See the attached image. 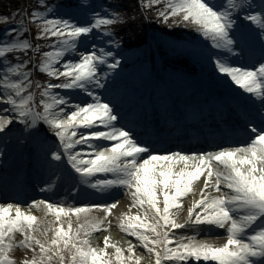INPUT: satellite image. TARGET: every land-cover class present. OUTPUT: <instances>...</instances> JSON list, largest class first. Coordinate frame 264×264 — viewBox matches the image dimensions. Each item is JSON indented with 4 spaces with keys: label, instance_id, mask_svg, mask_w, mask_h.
<instances>
[{
    "label": "snow or ice",
    "instance_id": "1",
    "mask_svg": "<svg viewBox=\"0 0 264 264\" xmlns=\"http://www.w3.org/2000/svg\"><path fill=\"white\" fill-rule=\"evenodd\" d=\"M60 7L37 0L35 10L0 17L12 24L0 36V158L16 134L35 148L40 192L68 185L70 194L88 189L102 202H0V264H17V249L25 251L20 264H141L131 242L127 256L109 235L103 247L92 245L91 235L113 220L149 264H264V0H139L145 19L195 33L201 58L249 94L238 112L247 142L216 150L160 148L122 122L110 90L123 70L115 29L135 16L79 0L81 23ZM30 25L35 40L53 41L50 50L25 36ZM34 71L48 81L34 80ZM117 194L130 201L120 214V200L108 199Z\"/></svg>",
    "mask_w": 264,
    "mask_h": 264
},
{
    "label": "rangeland",
    "instance_id": "2",
    "mask_svg": "<svg viewBox=\"0 0 264 264\" xmlns=\"http://www.w3.org/2000/svg\"><path fill=\"white\" fill-rule=\"evenodd\" d=\"M92 6L94 7V5L92 4ZM60 13V12H59ZM63 15L62 16H68L69 14H67V13H65V12H63L62 13ZM84 16H85V14H84ZM85 18H86V16H85ZM81 22L83 23V20H81ZM83 39V38H82ZM195 57L199 60V61H204V60H206V59H204V58H201V56L199 55V54H197V55H195ZM67 58V57H66ZM124 60H126V58L124 57V59H123V63H124ZM207 61V60H206ZM136 69V68H135ZM132 71V70H131ZM130 71H126V73H125V75H130L131 76V74L129 73ZM133 72V71H132ZM208 72V71H207ZM216 73V72H215ZM217 74V73H216ZM200 78L201 79H203V80H208V79H210V80H212V82H217L218 83V85H220V86H223V87H221L220 89L221 90H223L224 91V93H227V95H231V96H233V94H236L237 92H241V96H243L242 95V93H243V91L241 90V89H239L237 86H235L234 84H232L228 79H226V78H221L218 74L217 75H215V76H213V75H210V73H205V72H203V73H201V76H200ZM176 79V80H175ZM138 80V78L136 79V78H132V80H131V83H123V84H117L118 82H117V79H115V82L111 85L112 87H114L115 89H114V91H112V96L115 98V100H117V98H120V97H123V103L125 102H127V103H134V102H142V99L143 100H147L148 98H150V95L148 94L147 96H145V97H142V94H140V95H134V87H136V86H138V85H140V82L139 81H137ZM172 80H175L174 81V84H175V87H176V89H173L174 90V92H175V100H178V96L179 95H186L187 96V93L185 92V91H183V89L184 88H186V89H188L187 87H192V85H197V83L196 82H193V80H190V78H187L186 76H184V75H176V76H174L173 78H172ZM197 90V89H196ZM144 93V92H143ZM195 96V95H194ZM223 96H224V101H226L227 99H228V97L225 95V94H223ZM76 97H78V96H76ZM80 97V96H79ZM196 97V96H195ZM197 98V97H196ZM195 98V99H196ZM233 98H235V96H233ZM200 99V98H199ZM127 100V101H126ZM183 100H187V97L185 98V99H183ZM182 101V100H181ZM187 102L189 103V104H191L190 103V101L189 100H187ZM126 103V104H127ZM188 104V105H189ZM143 105V103L141 104V106ZM194 106L192 105V106H189V108H188V110H191L192 108H193ZM138 110V114H137V119H139V118H141V117H145V116H148V112H150L153 108L152 107H150V108H148L147 109V107H142L141 109H139V105H137L135 108H134V110ZM135 110V111H136ZM0 114H2V113H0ZM15 135L16 134H14L11 138H10V140H9V142L8 143H10V144H8L7 145V148H8V151H7V155L5 156V159L7 160V159H9V158H11V156H13V155H15L17 152H19L21 149H22V147L21 146H14V145H12V143H14V142H17L16 141V139H15ZM14 140V141H13ZM26 145H30V144H26ZM35 215H37V214H35ZM40 215H42V214H38L37 216H40ZM111 219V218H110ZM74 223H75V221L73 222V225H74ZM74 227V226H73ZM112 234L113 233H110V229H109V231L108 232H104V233H93L92 235H93V238H97L98 236H100L99 238L101 239V238H103V236L104 235H109L110 237H111V240H112V242H115V241H113V240H115L114 238H113V236H112ZM19 238V237H18ZM118 240H121V241H123V238H119ZM96 243H94V244H92L93 246H100V245H95ZM140 244V243H139ZM118 245L122 248V249H124L125 250V255L127 256V255H129L128 253H127V251H126V249L128 248V246H126V245H124V244H121L120 243V241H118ZM101 247V246H100ZM109 252H111V251H113L112 249H109L108 250ZM135 254H136V257H142V259H141V264H149V256H148V254L143 250V248H142V246L140 245V247H137V248H135ZM27 255H31V253H27ZM13 257H16V258H19V257H22V258H24L25 257V251L24 250H22V249H17V250H15L13 253H12V258ZM153 264H154V260H153Z\"/></svg>",
    "mask_w": 264,
    "mask_h": 264
},
{
    "label": "trees",
    "instance_id": "3",
    "mask_svg": "<svg viewBox=\"0 0 264 264\" xmlns=\"http://www.w3.org/2000/svg\"><path fill=\"white\" fill-rule=\"evenodd\" d=\"M106 7L110 8H118L119 11L125 13L128 16H135L134 20H130L127 24L119 25L116 27L115 31L117 33V38L121 39L123 43H133L132 47L141 46V41L146 39L149 29L153 31H158L161 33L169 32L174 35H180L183 33V29L174 28L169 29L167 26L156 23L155 19H145L142 15H140L139 9V0H103ZM48 3L55 7L56 5L63 7L68 5L78 4L79 1L76 0H48ZM37 8V0H0V17L11 16L14 12L17 11H32ZM2 23H0L1 25ZM31 29V35L35 37L36 30L35 26H29ZM189 32V31H188ZM28 38V35H25ZM35 44H40V40ZM124 44V45H127ZM43 47V46H42Z\"/></svg>",
    "mask_w": 264,
    "mask_h": 264
},
{
    "label": "bare ground",
    "instance_id": "4",
    "mask_svg": "<svg viewBox=\"0 0 264 264\" xmlns=\"http://www.w3.org/2000/svg\"><path fill=\"white\" fill-rule=\"evenodd\" d=\"M258 53V52H257ZM244 95L246 96V98H247V103H249V100H248V96H249V94H246V93H244ZM242 125H243V122H240ZM2 166H6V165H8V163H3V164H1ZM0 167V171H1V169H4V173H6V174H9V175H13V173H14V167H11L10 166V164L8 165V166H6V167ZM1 177V176H0ZM5 183L8 185L10 182H9V180H7V181H5ZM10 184H12L13 185V183L11 182ZM117 199H119L120 200V203L118 204V206H117V208L116 209H114L113 211H114V214L115 213H118V214H120V213H122V212H124V211H127V206H128V204L130 203V201L128 200V199H126L125 197H122V198H117ZM191 202H192V197L191 196H189V197H186L185 199H184V208L186 209L190 204H191ZM135 212V209H133V213ZM36 214V213H35ZM185 215H186V211H182L181 212V214H180V219L181 220H183L184 218H185ZM41 216V215H40ZM111 218V217H110ZM182 231H184V230H182ZM220 232H222V230H220ZM220 232H217V233H213V235L215 236V235H219L220 234ZM201 238H203V234H201ZM102 241H103V238H101L100 239V241H99V243H97V245H100L101 247H103V243H102ZM217 242H222V241H217Z\"/></svg>",
    "mask_w": 264,
    "mask_h": 264
}]
</instances>
